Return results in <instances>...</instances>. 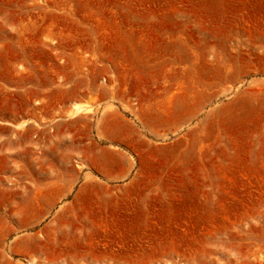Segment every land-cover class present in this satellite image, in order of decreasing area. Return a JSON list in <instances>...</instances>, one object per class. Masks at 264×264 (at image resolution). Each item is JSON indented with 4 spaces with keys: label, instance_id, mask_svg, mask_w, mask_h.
<instances>
[{
    "label": "rangeland",
    "instance_id": "1",
    "mask_svg": "<svg viewBox=\"0 0 264 264\" xmlns=\"http://www.w3.org/2000/svg\"><path fill=\"white\" fill-rule=\"evenodd\" d=\"M0 264H264V0H0Z\"/></svg>",
    "mask_w": 264,
    "mask_h": 264
},
{
    "label": "crops",
    "instance_id": "2",
    "mask_svg": "<svg viewBox=\"0 0 264 264\" xmlns=\"http://www.w3.org/2000/svg\"><path fill=\"white\" fill-rule=\"evenodd\" d=\"M162 119L163 120L166 119L165 125H161ZM174 120H175V115H172V117L171 116L161 117V119L156 120V122L161 127H167L170 126ZM105 126H108V129L110 130L104 132V136H103L104 140H108L112 143H119L123 145V147L121 148L122 151L130 149V144L129 142H127V134L123 132V130L121 129L122 124L119 123L117 119H112L111 121L106 120ZM15 137L16 134L14 133V139ZM20 137L21 136H19V138ZM91 161L98 162V164L95 166L93 172H85V174L90 173L92 176L91 175L85 176L84 174V176L82 177V178H87V177L90 178L88 181H86V183L83 184L85 185L84 188L98 187V185L101 188V184L98 183L96 180L98 179L107 185L122 187L125 188V190L126 188L138 189L141 185L145 183L146 180L158 177V176L156 177L151 176V173L154 174L155 172H157V174H159L160 172L163 173L166 169H170V167H168L170 160L169 157L166 155L132 156L116 151H110V154L107 156L93 155ZM134 162L151 163L152 166L148 167L150 170H147L146 172L143 170L136 172L133 169ZM92 178H96V179H94L93 181Z\"/></svg>",
    "mask_w": 264,
    "mask_h": 264
}]
</instances>
